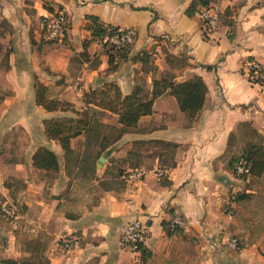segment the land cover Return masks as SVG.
<instances>
[{"label": "crops", "instance_id": "crops-1", "mask_svg": "<svg viewBox=\"0 0 264 264\" xmlns=\"http://www.w3.org/2000/svg\"><path fill=\"white\" fill-rule=\"evenodd\" d=\"M196 1L0 0V196L4 208L19 212L17 226L0 225V264H264V175L241 180L229 167L242 154L241 125L264 138V85L251 84L242 67L254 60L264 68V0H208L220 8L218 28L208 34L204 7L187 15ZM58 13L68 25L50 40L47 24ZM88 17L117 34L94 39ZM129 29L135 41L110 71L108 45ZM196 77L208 93L193 120L170 91L130 129L84 103L85 93L109 84L151 99L155 80ZM37 84L67 107H39ZM88 108L99 133L72 139L67 155L44 123ZM39 149L57 156L58 173L34 168ZM134 172L143 178H129ZM136 220L148 226V259L121 243ZM232 239L237 251L227 246Z\"/></svg>", "mask_w": 264, "mask_h": 264}, {"label": "trees", "instance_id": "trees-1", "mask_svg": "<svg viewBox=\"0 0 264 264\" xmlns=\"http://www.w3.org/2000/svg\"><path fill=\"white\" fill-rule=\"evenodd\" d=\"M197 6L204 8L209 7L208 0H197L193 3L188 11L189 17L195 16ZM89 30L92 31L94 39L102 40L105 37H111L117 34L114 28H105L101 20L97 17H88ZM88 45L84 46L82 54L85 60L89 59L87 52ZM125 53L112 49V54H109V70L116 68V60L125 58ZM251 84L261 85L259 82H251ZM170 91L175 97L180 110L187 115L190 120H193L202 110L205 105L206 96L208 93L205 82L199 78H193L183 83H171L168 79L155 80L153 83V92L151 99L140 97L138 92L129 96H124L119 87L114 84L105 85L101 89L90 91L84 94V103L87 107L93 106L98 109L108 111L119 117V124L126 129L135 128L142 117L149 116L153 113V104L156 99ZM36 103L48 112H56L64 110L67 105L57 101L50 100L47 96V89L41 85L36 86ZM76 118H63L47 120L44 123L45 133L50 140L57 141L65 154L72 153L70 141L81 135L98 134L99 131L93 126L94 115L91 109L83 112H73ZM246 131L253 141L242 151L241 156L232 158L229 167L232 169L235 176L241 180H247L249 177H262L264 175V138L261 137L250 124L241 125V131ZM243 131V133H244ZM244 138V136H243ZM236 137L233 135L229 140V150L233 147V142ZM257 140V141H255ZM168 148H176L175 145L161 144ZM103 155L102 152L99 154ZM243 165L248 168V174L239 175L236 168ZM33 166L38 170H43L51 173L59 172V162L57 156L46 150L39 149L33 158ZM236 199H238L236 197ZM166 228V225H165ZM143 259H148L151 254L144 248L143 245L138 247ZM1 264H19L15 261H4Z\"/></svg>", "mask_w": 264, "mask_h": 264}, {"label": "built area", "instance_id": "built-area-1", "mask_svg": "<svg viewBox=\"0 0 264 264\" xmlns=\"http://www.w3.org/2000/svg\"><path fill=\"white\" fill-rule=\"evenodd\" d=\"M219 6H209L203 8L200 12V19L203 23V30L205 34L213 33L219 24ZM68 25L67 16L63 13H58L53 15L47 24V35L50 40H58L64 36L65 29ZM136 32L133 29L126 30L115 36L111 42L114 48L120 52H127L129 48L133 45ZM245 76L248 78L249 82H259L264 85V68L262 65L254 60H245L242 64ZM239 175L248 174V168L243 165H239L236 168ZM162 177L163 174L160 173ZM132 179H142L143 173L134 172L128 176ZM236 195L231 196L230 202L236 201ZM5 214L9 218H15V215L7 208L4 209ZM175 225L178 227H183L184 222L178 218L175 220ZM174 225V226H175ZM148 226L147 224L136 220L132 223L126 225L122 231L121 243L125 247H130L138 250V247L143 245L147 238ZM64 249L71 250L73 247V242L70 238H63L60 241ZM228 248L237 251L239 249V241L237 239H232L228 241Z\"/></svg>", "mask_w": 264, "mask_h": 264}, {"label": "rangeland", "instance_id": "rangeland-1", "mask_svg": "<svg viewBox=\"0 0 264 264\" xmlns=\"http://www.w3.org/2000/svg\"><path fill=\"white\" fill-rule=\"evenodd\" d=\"M112 46L113 45H108V47L110 49H112ZM99 117H102V119H103V116H101V115H98L97 119H99ZM243 131L244 130H242L241 134H239L238 137H237L239 140H238V142L236 144V148L240 152H242L248 146V144H250V142L253 141V138L250 137V135L246 131H244V133H243ZM243 136H244V138H243ZM255 141H257V140H255ZM2 201H3V199L0 196V225H1V227L12 229L13 227L17 226V224H13V223L16 222V218L15 219L14 218L11 219L5 214V212H4L5 208L3 206ZM6 208H7V210H10L16 217L19 216L18 215L19 214L18 210L15 209V208H12L11 205H7ZM16 223H18V221Z\"/></svg>", "mask_w": 264, "mask_h": 264}, {"label": "water", "instance_id": "water-1", "mask_svg": "<svg viewBox=\"0 0 264 264\" xmlns=\"http://www.w3.org/2000/svg\"><path fill=\"white\" fill-rule=\"evenodd\" d=\"M105 161V158H100L99 164H102Z\"/></svg>", "mask_w": 264, "mask_h": 264}]
</instances>
